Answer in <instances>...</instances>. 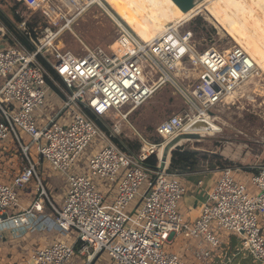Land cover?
Returning <instances> with one entry per match:
<instances>
[{
    "label": "built area",
    "instance_id": "1",
    "mask_svg": "<svg viewBox=\"0 0 264 264\" xmlns=\"http://www.w3.org/2000/svg\"><path fill=\"white\" fill-rule=\"evenodd\" d=\"M91 6V0H37L44 26L28 27L23 21L10 29L0 21V39L5 40L0 48V145L11 137L22 154L20 172L10 182L0 178V228L20 227L35 212L47 232L66 238L74 231L76 236L72 245L52 240L31 250L24 263L13 264H68L74 256L87 257L88 264L97 254L113 264H183L178 254L163 250L178 236L196 242L195 259L209 264L221 249L212 225L238 237L237 249L252 258L245 264H264V165L251 167L250 188L233 179L232 167L221 168L192 222L178 210L186 191L181 175L167 170L168 143L191 135L196 122H214V109L255 72L252 63L241 57L230 61L213 47L197 51L188 30L145 42L123 24L116 25L118 53L100 47H85L79 54L62 50L63 33ZM166 84L179 92L186 110L156 126L162 140L136 133L141 145L136 152L117 145L121 122ZM50 92L60 102L43 111ZM96 138L105 145L92 153ZM155 153L158 168L145 166ZM44 164L64 182L60 206L46 192ZM32 183L36 196L27 210H20L15 190ZM98 187L110 191L109 203Z\"/></svg>",
    "mask_w": 264,
    "mask_h": 264
},
{
    "label": "rangeland",
    "instance_id": "2",
    "mask_svg": "<svg viewBox=\"0 0 264 264\" xmlns=\"http://www.w3.org/2000/svg\"><path fill=\"white\" fill-rule=\"evenodd\" d=\"M100 1L103 7L91 6L75 21L70 31L63 33L59 41L62 50L79 54L85 47L90 49L100 47L109 53H118L119 34L116 24L111 18L112 14L117 19H121L131 29L130 31L137 34L138 27H135L134 23L146 28L162 21V17L170 12L165 8L159 9L158 6L149 2L153 0ZM221 2L228 4L223 12L215 5H211L210 10L195 14L180 23L177 29L180 32L187 30L192 32L197 51L213 47L223 52L226 59L230 61L240 59V57L241 61L247 59L250 64L252 63L255 72L241 83V87L231 97L226 98L214 109L212 116L214 122L210 120L209 127L199 130L198 134L189 135L192 136L190 143L192 148H196L200 152L201 157L212 158V154H221L224 159L232 163L229 165H232L233 179L240 183H246L250 188V178L253 173L252 169L248 167L264 165V0H222ZM37 9V0H0V21L6 24L3 20L5 19L12 29H15L16 26L18 29L23 21L30 26H44L43 19ZM255 14L261 16V21L251 27V34H245L236 23L234 15L237 19L248 15V19L253 21ZM181 15L173 18L176 20ZM199 18L201 22L197 20ZM259 30L261 31L256 34ZM238 60L234 63H237ZM153 76L155 81L159 79L158 73ZM59 102L58 97L50 92L45 97V105L42 110L44 111V108L49 104L57 105ZM185 110L186 106L179 92L171 85L166 84L158 89L151 99L134 109L127 116L126 121L121 122V134L116 139L125 143L129 147L128 149L135 152L137 146H141L136 133L146 140L160 142L162 139L155 135L156 126ZM104 122L111 123V121ZM216 128L218 132H213L217 130ZM104 145V140L94 139L90 146L91 152H95L96 149H100ZM21 158V150L14 144L11 137L0 145V173L4 175V178L6 177L7 182H10L11 174L21 170ZM44 163L46 164L45 161ZM4 167H7L6 172H2ZM220 167L213 160L200 162V169L207 173L220 169ZM219 174V172L215 173L214 180ZM47 183L51 188L50 193L46 191L47 194L49 197L52 195L53 202L60 206L64 195L62 180L54 177L48 179ZM35 186L36 184L32 183L22 189L15 190L19 198L20 210H27L31 205L32 199L36 196ZM144 186L145 183L140 191ZM111 189L114 191L113 187ZM98 190L106 197L105 203H109L111 200L110 191L102 187H98ZM140 199L141 197H137L130 212L133 211ZM45 208V214H49L48 207L45 206ZM133 215L130 214L131 217ZM31 224H34L32 225L33 230L29 231V229L24 233H15V230L18 231V229L13 232H0V264L24 263L33 248L46 243L48 238L45 239L44 233L49 237L54 236L53 239L64 241L68 245H72L76 239L74 231H69L66 238H63L55 230L50 232L38 230L37 233H34L36 221L35 223L32 221ZM212 230L220 240L221 254L225 253V259H223L225 264H237L238 261L229 259L233 257L235 260L236 253L239 254L237 259L242 258L240 250L233 252L236 244L231 246L236 235H232V237L230 232L217 231L214 225H212ZM187 241L182 236L175 237L172 243L163 245V250L178 254L183 264H204L198 262L185 250ZM206 248L211 249L209 246ZM68 264H87V257L77 258L74 256ZM88 264L113 263L107 255L97 254Z\"/></svg>",
    "mask_w": 264,
    "mask_h": 264
},
{
    "label": "crops",
    "instance_id": "3",
    "mask_svg": "<svg viewBox=\"0 0 264 264\" xmlns=\"http://www.w3.org/2000/svg\"><path fill=\"white\" fill-rule=\"evenodd\" d=\"M39 117H41V114H39L37 116V119H40ZM39 123L41 124V123H44V122L39 120ZM42 167H43V170H44L43 171L44 172V180H45L44 186H45L46 191L50 193L51 192V190H50L51 188L49 187V184L47 183V180L48 179H52L54 177H56L58 180H61V179L58 178L57 176H54L52 173H50V170L46 167L45 164ZM248 168H251V167H248ZM6 169H7V167L2 168V172L3 171L6 172L5 171ZM236 170H238V168ZM19 172H17V173L15 172V173L11 174L12 178L14 176H16ZM216 172H219L220 174L214 180ZM220 177H221L220 169L213 170V171L208 172V173L201 170V171H198L196 173L185 174V175H181L179 177V179H180L181 183L184 185L186 191H185V194H184L183 198L178 203V210H179L180 214L182 215V217H183V219L185 221L192 222L195 219H197V217H198L203 205L207 201V197H208L209 193L213 190L214 186L216 185V183L218 182ZM0 178H1V180L3 182H7L5 180L6 177L4 178V175L2 173H0ZM63 184H64V182H63ZM64 186L65 185H63V187H62V192H63ZM112 195H114V191H113V193H111V196ZM50 196L53 197L52 195H50ZM62 197H64V195ZM112 198H113V196L111 197V200H112ZM53 199H54V197H53ZM45 211H46V208H45ZM38 216H39V213L33 212V217H35L34 220H32V218H33L32 216H29V217H27V220L20 227L19 226L18 227H13L12 225H7L6 228H0V232H2V231H4V232H13V230L18 229V231L15 230V233L19 234L20 232L24 233V232H26L29 229H30L29 231H31V230H33L32 225H34V224H31V222L33 221V223H35V221H37L36 217H38ZM263 221L261 219L263 233H264V223H263ZM36 224H37V222H36ZM36 226H37V229H36ZM36 226H35V229H34L36 231L34 233H37L38 230L46 231L45 229H42L43 225H38L37 224ZM19 229H20V231H19ZM44 235H46L45 239L46 238H48V239L46 240V243H44L43 245L48 244L52 240H56V238L53 239L54 236L49 237L45 233H44ZM42 241H43V239H42ZM234 245H235V247L233 249V252L235 250H238L237 248H238V245H239V240H238V237H236V236L234 238V241L231 243L232 247ZM202 246L205 247L204 244H202ZM185 250L188 251L189 255L194 256V253L197 250V243L194 242V241H191V242L188 243V241H187ZM238 255H236V256L234 255L235 258H236L235 260L233 259V257L229 258V259L232 260V261H235V262L238 261L237 264H245L246 262H252L251 256L248 255L247 253L242 254L240 256L242 258L237 259ZM224 256H225V253L221 254L220 250L215 252L214 255H213V258L210 259L209 264H225V262L223 260V259H225ZM13 263H19V262H13ZM13 263H11V264H13Z\"/></svg>",
    "mask_w": 264,
    "mask_h": 264
},
{
    "label": "bare ground",
    "instance_id": "4",
    "mask_svg": "<svg viewBox=\"0 0 264 264\" xmlns=\"http://www.w3.org/2000/svg\"><path fill=\"white\" fill-rule=\"evenodd\" d=\"M91 1H92L93 5H97V6H102L103 7V4H102V2L100 0H91ZM147 1H149V0H147ZM221 1L222 0H197L196 4L190 10H188L187 12H181L179 10V8L171 0H153V1H149L150 3L152 2L154 5L158 6L159 9H161V8L168 9L170 11V12H168L169 14H167L166 16H163L162 17L163 18L162 21H159V22H157L155 24H152V25H150V26H148L146 28H144L143 26H140L139 24L137 25V24L134 23L135 27H138V29L137 28L136 29L139 32L136 34V33H133L131 31V33H132V35H135V37L139 38L142 41H145V42L153 41V40H155L157 38L162 37L163 35H165L166 33H168L171 30H178L177 26H179L180 23H182L183 21L193 17L195 14H197V13H199L201 11L210 10L211 5H215L221 12H223L228 4L225 3V2H221ZM179 15H181V16L178 19L175 20L174 18L176 16H179ZM253 16H254V20L250 21L248 19L249 18L248 15H246L245 17H240V18L238 17V19L234 15L236 23L239 24V26L243 29L245 34H251V27L261 21V16H259L257 14H255ZM111 18L114 20L116 25L117 24L118 25H122L123 24L125 27H127L123 23V21L121 19H117L113 14H112ZM131 23H132V21H131ZM129 30H131V29H129ZM260 31L261 30L257 31L256 34L258 32H260ZM118 44H119V42H118ZM119 49H120V44H119ZM231 96H232V94L228 95L226 98H229ZM210 120L211 119L206 118L205 122L207 123V126L204 127V128H201V129H205V128L209 127L208 124H210ZM201 129H199V130H201ZM199 130L198 129H196V130L194 129V131H191V133L192 134H195V133L198 134ZM213 132H218V129L214 130Z\"/></svg>",
    "mask_w": 264,
    "mask_h": 264
},
{
    "label": "trees",
    "instance_id": "5",
    "mask_svg": "<svg viewBox=\"0 0 264 264\" xmlns=\"http://www.w3.org/2000/svg\"><path fill=\"white\" fill-rule=\"evenodd\" d=\"M3 20L8 26V22L5 19ZM197 20L201 22L200 18ZM27 26L31 27L29 24ZM8 27L10 28V25ZM23 42L25 43L24 40ZM27 46L30 47L29 45ZM99 124L101 128L106 129L102 123ZM190 139H192V136H183L178 137L168 143V146L170 147V159L167 170L170 173L177 175L196 173L198 171H201L200 162H204L205 160H213L216 165L221 166L220 169L228 166L232 167V165H229L232 163L224 159L221 154H212V158H207L205 156L201 157L200 152L197 151L196 148L191 147ZM114 142L123 149L129 148L125 143L120 142L116 138L114 139ZM138 149L139 147L137 146V150ZM158 159L159 154L155 153L147 158V160L144 162V165L149 168L156 169L158 168Z\"/></svg>",
    "mask_w": 264,
    "mask_h": 264
},
{
    "label": "water",
    "instance_id": "6",
    "mask_svg": "<svg viewBox=\"0 0 264 264\" xmlns=\"http://www.w3.org/2000/svg\"><path fill=\"white\" fill-rule=\"evenodd\" d=\"M181 12H187L190 10L197 2V0H171ZM4 39H0V48L4 47ZM207 126L206 122H196L194 123L189 130L201 129Z\"/></svg>",
    "mask_w": 264,
    "mask_h": 264
}]
</instances>
